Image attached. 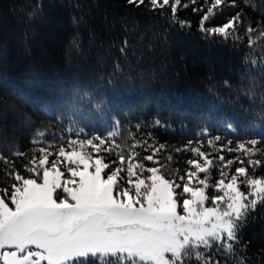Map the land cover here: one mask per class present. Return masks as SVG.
<instances>
[{"label":"trees","instance_id":"1","mask_svg":"<svg viewBox=\"0 0 264 264\" xmlns=\"http://www.w3.org/2000/svg\"><path fill=\"white\" fill-rule=\"evenodd\" d=\"M182 4L190 5L177 13L190 21L183 30L170 24V9L160 15L126 0H0V156L22 171L25 161L14 152L30 153L61 136L66 140L68 127H84L88 134L116 126L125 155L136 141L165 144L159 160L166 172L181 175L191 154L174 149L189 140L195 145L198 131L220 134L221 143L232 140L233 146L260 138L258 146L264 147V0H236L237 7L224 8L206 24L242 11L239 42L201 32L202 13L192 11L191 0ZM249 24L257 29L251 46L244 32ZM229 123L235 132L225 131ZM41 132L43 144L33 145ZM203 139V150L213 152ZM136 151L141 158L151 154ZM5 169L0 162V189L13 182ZM212 176L214 181L215 168ZM239 237L226 254L214 249V259L264 264V205L249 214Z\"/></svg>","mask_w":264,"mask_h":264},{"label":"snow or ice","instance_id":"2","mask_svg":"<svg viewBox=\"0 0 264 264\" xmlns=\"http://www.w3.org/2000/svg\"><path fill=\"white\" fill-rule=\"evenodd\" d=\"M197 3L200 0H191L192 11L202 13L201 32L241 40L242 11L206 27L224 8L237 7L236 0H203L195 7ZM126 4L148 5V11L160 15L170 9L171 25L181 30L190 26V21L177 18L181 7L190 6L182 0ZM255 31L251 24L244 28L249 46ZM225 131L236 128L229 123ZM67 133L66 140L61 136L47 144L45 133H38L39 140L31 143L43 146L30 153L14 152L13 157L25 161L22 171L14 160L0 156L5 175L13 181L0 189V264H221L213 250H233L249 214L264 205V174H257L264 160L255 158L264 156L260 138L238 140L233 146L232 140L221 143L220 134L198 131L195 145L189 140L174 149L191 154L181 175L166 172L167 165L159 160L165 144L136 141L125 155L116 126L88 134L84 127H68ZM204 137L213 152L203 150ZM137 148L151 154L141 158ZM111 155L116 159L108 161ZM167 159L171 162L172 156Z\"/></svg>","mask_w":264,"mask_h":264}]
</instances>
